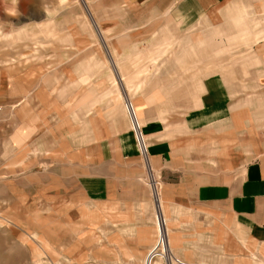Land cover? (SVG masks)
<instances>
[{"label":"crops","instance_id":"obj_1","mask_svg":"<svg viewBox=\"0 0 264 264\" xmlns=\"http://www.w3.org/2000/svg\"><path fill=\"white\" fill-rule=\"evenodd\" d=\"M76 2L103 37L92 29L87 34L94 37L72 38L74 46L95 54L85 61L86 74L62 60L46 75L71 78L64 70L70 62L67 67L78 80L100 78L96 72L107 71L128 80L134 96L144 91L143 78L179 79L177 86L191 96L183 103L189 111L185 128L176 133L173 120L160 128V120L148 118L145 111L157 109L152 97L139 105L127 95L130 125L112 136L110 115L100 117L93 102L79 103V95L62 102L46 93L40 68L26 76L16 73L21 77L17 83L15 75L7 77L1 95L9 108L8 123L13 129L23 124L24 158L54 164L35 171L29 163L24 173L38 185L41 200L70 206L72 246L76 242L87 260L97 255L108 264H145L159 232L162 250L169 246L186 264H264V0ZM180 35L184 38L176 41ZM212 46L215 69L205 71L207 60L198 52ZM223 47L232 48L230 57L221 55ZM167 55L172 57L167 62L184 69L182 76L173 70L148 71L146 63ZM95 63L102 66L93 69ZM108 77L113 85L103 97L118 90L113 75ZM128 100L138 118L136 130L148 134L151 169L165 208L160 193L156 205L139 142L131 133ZM32 236L44 250L57 253L45 236Z\"/></svg>","mask_w":264,"mask_h":264},{"label":"rangeland","instance_id":"obj_2","mask_svg":"<svg viewBox=\"0 0 264 264\" xmlns=\"http://www.w3.org/2000/svg\"><path fill=\"white\" fill-rule=\"evenodd\" d=\"M76 1L0 0V264H108L109 262H104L107 259L97 255L87 260V256L80 253L82 249L77 251L76 242L72 246L74 232L72 233L71 228L70 206L66 204V201L50 205L47 201L39 198L38 185L30 180V175L24 173L27 170L26 166L31 163V165L34 164L35 171H46L49 166H54V164L48 163L45 159L24 158V150L21 149L22 140H19L22 138L23 124L17 125L16 123L13 129V125L8 123L6 116L9 108H7L4 100L5 95H1L5 93L7 77L10 78V76L15 75L13 82L17 83L21 77L18 78L16 73L23 72L26 76L33 67L40 68L45 76L48 71L52 70V67L58 64L57 62L69 60L72 61L71 66H79L81 75L82 73L86 74L84 67L87 66V62L85 61L95 54L87 47L74 46L72 38L94 37V35L87 34L88 30L92 32V29H95L94 32L98 38L103 37V34H100L101 31L99 32L94 24L89 23L86 9ZM182 38L184 37L180 35L175 40L179 41ZM151 49L154 48L147 50ZM179 50L180 47H174V52L177 53ZM213 50V46L212 48L202 47L199 49L200 58L207 60L202 64L205 71L215 69V64L211 62L216 55ZM103 53L106 54L104 50ZM231 53V47H223L221 55L230 57ZM172 55L175 54L173 52L169 54V56ZM167 57L168 55L160 58L157 63H146V68L148 67V71L156 72L158 70L161 72L173 70L176 73L180 72L179 76H182L184 69L179 67L176 61L167 62ZM170 58L172 57H168V59ZM117 63H119L118 60L114 64L117 68L120 66V70H122L123 66L121 64L118 66ZM99 65L101 63H95L92 68H99ZM227 65L230 66L228 63ZM65 66L66 69L64 70H67L66 73L71 74L72 77L62 79L54 78L55 73L46 75L43 79V87L48 90L46 93L51 92L55 98L62 102L70 101L72 98L74 100L78 95L80 96L77 101L79 103L93 102L98 109L96 113H99L100 117L102 114L110 115L112 136L116 132L115 130L118 129L120 132L130 125L126 121L127 115L124 110V99L127 98V95L139 105L142 101L148 102L152 97V102L157 104L155 105L157 109L154 108L145 112L149 116L148 118L160 120L157 122L160 128H165L168 120L174 121L176 133L185 128L184 122L189 118V111L184 110L186 105L183 103L191 95H188L189 89L177 86L179 79L173 82L168 78H143L145 81L144 91L134 96L133 93H130V88L127 87L128 80L124 77L119 76L117 78L114 73L103 71L96 72V75L102 76L100 78L85 76L78 80L74 75L78 73L71 72V67L70 69L67 67L70 66V62ZM121 72L123 73V71ZM109 74L113 75L118 90L107 97H103L105 92L112 89L113 84L108 77ZM33 78H35L34 74ZM172 86L175 87L174 90L171 88ZM84 89L85 92H83ZM128 103L129 100L127 101V108L131 122L135 124ZM130 129L133 137L135 134L136 142L138 140L137 134L134 128V132L131 127ZM141 134L145 142L146 153L144 154L140 145L137 148L143 154L146 167H149L147 171L148 169L150 171L148 134L145 133L146 138L142 130ZM14 143L15 146H13ZM20 149L21 152H19ZM40 161L41 163H39ZM147 176L150 179L149 172H147ZM151 179L154 185L158 184V187L154 188L153 191L155 196L160 193V200L165 208L161 195V184L157 179V174L153 171ZM63 198L65 197H62V201ZM157 209L158 213H162L161 206H158ZM67 216L69 217L66 220ZM48 218L52 219L49 220ZM168 226L167 220L166 234ZM75 229L76 225H74ZM33 233L45 236V239L53 244V249L57 253L44 250L43 242L33 237ZM158 239L161 242L159 232ZM38 250H44L41 257L38 256ZM152 264H164V261L157 259Z\"/></svg>","mask_w":264,"mask_h":264},{"label":"built area","instance_id":"obj_3","mask_svg":"<svg viewBox=\"0 0 264 264\" xmlns=\"http://www.w3.org/2000/svg\"><path fill=\"white\" fill-rule=\"evenodd\" d=\"M129 107H130V110L132 111V116L138 126V121H137V117L134 113V110H133V107L131 105V103H129ZM139 127V126H138ZM142 143H143V146H144V149L146 150L145 148V142L143 141L142 139ZM141 152V151H140ZM142 154V153H141ZM143 156V154H142ZM147 168H149L147 166ZM151 171V172H150ZM148 169V172L150 174V179H149V182L150 184L153 186V189L155 188L156 189V186L153 184V182L151 181V176H152V169ZM154 198H155V201H156V204H157V198L155 196V192H154ZM158 207V206H157ZM162 246H163V242L161 244V242H159V239H158V242L156 244V246L153 248V250L150 252V254L148 255L147 259H146V262L145 264H152V262L157 259H162L164 261V264H186L184 263L182 260L176 258L174 256V254L172 253V251L170 250L169 246L167 247L166 250H162Z\"/></svg>","mask_w":264,"mask_h":264},{"label":"bare ground","instance_id":"obj_4","mask_svg":"<svg viewBox=\"0 0 264 264\" xmlns=\"http://www.w3.org/2000/svg\"><path fill=\"white\" fill-rule=\"evenodd\" d=\"M128 105H129V103H128ZM135 124H136V122H135ZM135 124H134V130H135V132H136V134H137V138H138V142H139V145L141 146V149H142V151L144 152V154L146 153V150L144 149V146H143V143H142V139H143V137H142V134H141V131L140 132H138L137 130H136V128H135ZM144 141V140H143ZM146 148V147H145ZM162 228V227H161ZM164 241H166V239H164Z\"/></svg>","mask_w":264,"mask_h":264}]
</instances>
